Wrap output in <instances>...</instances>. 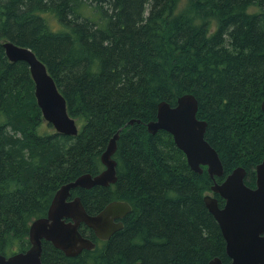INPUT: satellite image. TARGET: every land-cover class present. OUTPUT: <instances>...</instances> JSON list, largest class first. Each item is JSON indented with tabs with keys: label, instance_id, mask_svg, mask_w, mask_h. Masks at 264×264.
I'll use <instances>...</instances> for the list:
<instances>
[{
	"label": "trees",
	"instance_id": "16d2710c",
	"mask_svg": "<svg viewBox=\"0 0 264 264\" xmlns=\"http://www.w3.org/2000/svg\"><path fill=\"white\" fill-rule=\"evenodd\" d=\"M5 41L46 65L81 123L78 135L44 120L29 66L7 58ZM185 94L197 98L223 163L216 180L243 167L255 188L264 158V0H0V254L30 248L31 223L63 185L105 169L101 157L120 132L117 181L74 189L71 199L89 215L127 202L123 228L102 241L82 224L96 247L75 257L43 241V263L229 264L204 200L214 184L207 168L193 172L172 135L147 128L159 103L175 106Z\"/></svg>",
	"mask_w": 264,
	"mask_h": 264
},
{
	"label": "water",
	"instance_id": "95a60500",
	"mask_svg": "<svg viewBox=\"0 0 264 264\" xmlns=\"http://www.w3.org/2000/svg\"><path fill=\"white\" fill-rule=\"evenodd\" d=\"M11 62H25L35 84V96L44 120L55 131L66 136H76L79 127L69 115L67 102L59 91L46 65L28 47L11 41L2 43ZM264 111V101L261 104ZM198 100L193 94L179 97L175 106L163 101L158 105L157 118L147 124L148 131L160 130L172 135L176 146L186 155L193 172L202 174L203 167L214 180L211 191L224 201L207 194L204 198L210 213L216 219L226 241L229 264H264V158L256 167V186L246 185V170L236 168L222 182L224 166L215 148L206 140L208 123L199 119ZM133 121H131V125ZM120 132L110 140L101 161L105 169L98 175L85 174L63 185L54 195L47 215L31 223L29 239L31 246L25 252L11 256L0 254V264H44L43 241L50 242L68 257H75L84 250H92L95 243L82 235V224L94 231L96 237L107 241L123 228L122 219L131 212L127 202L115 201L97 215H89L80 197L71 199V191L77 188L107 187L117 181V163L113 155L117 149ZM210 264H225L216 257Z\"/></svg>",
	"mask_w": 264,
	"mask_h": 264
},
{
	"label": "rangeland",
	"instance_id": "374dc122",
	"mask_svg": "<svg viewBox=\"0 0 264 264\" xmlns=\"http://www.w3.org/2000/svg\"><path fill=\"white\" fill-rule=\"evenodd\" d=\"M80 126H81V123H79L78 127L80 128ZM52 130H54V128H52Z\"/></svg>",
	"mask_w": 264,
	"mask_h": 264
},
{
	"label": "flooded vegetation",
	"instance_id": "af4514ba",
	"mask_svg": "<svg viewBox=\"0 0 264 264\" xmlns=\"http://www.w3.org/2000/svg\"><path fill=\"white\" fill-rule=\"evenodd\" d=\"M124 218H125V217H124ZM124 218H123V219H124ZM123 219H122V220H123Z\"/></svg>",
	"mask_w": 264,
	"mask_h": 264
}]
</instances>
